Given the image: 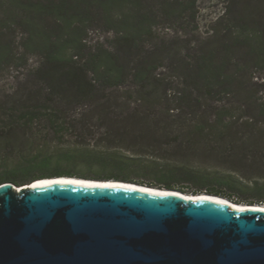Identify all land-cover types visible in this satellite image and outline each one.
Masks as SVG:
<instances>
[{
  "label": "trees",
  "instance_id": "obj_1",
  "mask_svg": "<svg viewBox=\"0 0 264 264\" xmlns=\"http://www.w3.org/2000/svg\"><path fill=\"white\" fill-rule=\"evenodd\" d=\"M240 1L172 96L157 71L181 49L148 44L159 16L193 15L197 0H0V71L39 58L0 94V184L92 176L264 203V0ZM94 27L115 33L109 45L89 44Z\"/></svg>",
  "mask_w": 264,
  "mask_h": 264
},
{
  "label": "water",
  "instance_id": "obj_2",
  "mask_svg": "<svg viewBox=\"0 0 264 264\" xmlns=\"http://www.w3.org/2000/svg\"><path fill=\"white\" fill-rule=\"evenodd\" d=\"M115 181L1 183L0 264H264L263 202Z\"/></svg>",
  "mask_w": 264,
  "mask_h": 264
},
{
  "label": "rangeland",
  "instance_id": "obj_3",
  "mask_svg": "<svg viewBox=\"0 0 264 264\" xmlns=\"http://www.w3.org/2000/svg\"><path fill=\"white\" fill-rule=\"evenodd\" d=\"M196 5L197 11L193 15L187 13L179 18L159 16L158 23L155 25L156 38L152 43L148 44L149 47L154 43L158 47L162 45L171 50L181 49V51L172 56L167 52L164 53L166 58L157 71L158 75L165 79L166 85L169 87V93L172 96L187 89H192L187 73L188 70L195 68L196 57L202 53L205 44L215 39L214 35L217 28L222 27V25H231L235 20V13L241 11L243 7V3L240 0H197ZM114 36L115 33L113 31L94 27L89 32L88 41L90 45H94L97 42H106L109 45ZM38 61L39 58L37 56H31L26 64L21 66L13 65L0 71V94L16 89L20 82L37 66ZM255 74L261 75L258 71H255ZM135 89L137 87L133 83H128L120 89L108 90L107 94L125 97L131 91L134 92ZM259 96L264 99V88L259 93ZM133 101V103H136L137 99L136 101L133 99ZM211 102L204 101L203 108L211 109ZM212 103L219 106L231 105L229 98L215 100ZM241 114L243 112L238 113V116ZM209 116L210 120L213 121L214 115ZM263 123L261 128L264 129ZM37 177L36 179L44 178L42 176ZM75 177L97 179L92 176ZM134 177L141 176L140 174H135Z\"/></svg>",
  "mask_w": 264,
  "mask_h": 264
},
{
  "label": "bare ground",
  "instance_id": "obj_4",
  "mask_svg": "<svg viewBox=\"0 0 264 264\" xmlns=\"http://www.w3.org/2000/svg\"><path fill=\"white\" fill-rule=\"evenodd\" d=\"M56 181H74V182H79V183H86V184H102V185H111V184H120L118 182H122L123 185H128V186H134L133 183H129V182H123V181H115V179H109V180H97V179H93V178H83V177H75V176H54V177H45V178H40V179H36L32 182H30L29 184L24 185V186H16L17 189H21V187H34L36 185H44V184H48V183H53ZM117 182V183H116ZM34 183V184H32ZM163 193H168L166 191H164ZM204 196V195H203ZM186 198H190L193 197V199H197L199 196L198 195H185ZM235 203V202H234ZM244 206L243 204H240L239 207ZM261 207L264 208V204L260 205Z\"/></svg>",
  "mask_w": 264,
  "mask_h": 264
}]
</instances>
